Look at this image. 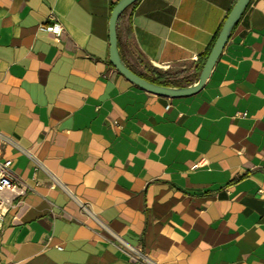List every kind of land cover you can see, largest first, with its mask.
Returning a JSON list of instances; mask_svg holds the SVG:
<instances>
[{"label":"crops","instance_id":"crops-1","mask_svg":"<svg viewBox=\"0 0 264 264\" xmlns=\"http://www.w3.org/2000/svg\"><path fill=\"white\" fill-rule=\"evenodd\" d=\"M119 0H0V158L23 192L1 264H136L60 185L158 264H264V0H250L203 86L166 96L109 61ZM236 0H136L117 46L134 73L194 85ZM58 19L59 39L40 25Z\"/></svg>","mask_w":264,"mask_h":264},{"label":"water","instance_id":"water-1","mask_svg":"<svg viewBox=\"0 0 264 264\" xmlns=\"http://www.w3.org/2000/svg\"><path fill=\"white\" fill-rule=\"evenodd\" d=\"M135 1L136 0H119L111 10L109 19V61L121 75H123L126 79H128L135 85L153 93L173 97L193 94L203 86L225 47L232 27L239 21L243 10L250 2V0H236L235 4L232 6L221 26L219 34L210 52L208 53L197 82L194 85L188 87L172 88L148 82L138 74L134 73L121 61L117 46L116 24L122 11Z\"/></svg>","mask_w":264,"mask_h":264},{"label":"built area","instance_id":"built-area-1","mask_svg":"<svg viewBox=\"0 0 264 264\" xmlns=\"http://www.w3.org/2000/svg\"><path fill=\"white\" fill-rule=\"evenodd\" d=\"M50 19L52 22L49 24H41L40 29L43 31L52 32L58 40L61 32L63 31V27L58 22V19L54 16H51ZM6 145H15V143L8 135L0 132V154L2 153L3 147ZM11 165L12 160L10 158H0V244L5 214L7 210L11 207L12 203V198L7 195V192H23V186L13 173ZM52 183L53 185H60L61 188L70 195L71 198L75 199L80 209L85 212L90 218H92L95 222H97L98 226L102 230L108 232L112 239L120 244V246L130 255V257L136 264H158L156 261L151 259L143 250L129 244L121 236L110 230L109 227L104 222H102L98 218L97 214L91 209L90 204L85 200L75 196L64 184L61 183L57 176L52 175Z\"/></svg>","mask_w":264,"mask_h":264},{"label":"trees","instance_id":"trees-1","mask_svg":"<svg viewBox=\"0 0 264 264\" xmlns=\"http://www.w3.org/2000/svg\"><path fill=\"white\" fill-rule=\"evenodd\" d=\"M138 75L156 85L169 87L175 84L171 74L147 63L144 64V72L138 73Z\"/></svg>","mask_w":264,"mask_h":264}]
</instances>
